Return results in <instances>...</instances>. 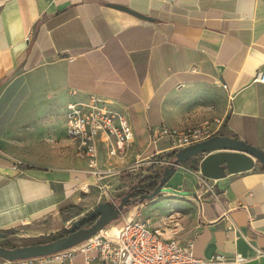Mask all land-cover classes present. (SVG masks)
<instances>
[{
  "label": "crops",
  "instance_id": "crops-1",
  "mask_svg": "<svg viewBox=\"0 0 264 264\" xmlns=\"http://www.w3.org/2000/svg\"><path fill=\"white\" fill-rule=\"evenodd\" d=\"M258 71L264 0H0V232L34 238L71 225L76 216L65 211L86 206L94 188L108 191L151 157L175 153L168 138H153L158 127L209 124L264 151ZM91 98L126 115L134 134L124 158L99 140L100 168L111 171L100 181L66 130L68 105ZM191 161L166 184V199L130 208L117 225L143 218L165 237L193 241L197 258L264 264V167L207 179Z\"/></svg>",
  "mask_w": 264,
  "mask_h": 264
},
{
  "label": "built area",
  "instance_id": "built-area-1",
  "mask_svg": "<svg viewBox=\"0 0 264 264\" xmlns=\"http://www.w3.org/2000/svg\"><path fill=\"white\" fill-rule=\"evenodd\" d=\"M256 79L264 83V72ZM75 92L72 91V94ZM66 130L74 142L77 156L88 163V172L99 181L111 171L100 168L98 142L102 137L111 141L109 154L124 158L133 143V129L128 117L111 111L105 102L91 98L85 103H70L66 112ZM155 140L168 138L173 150L179 151L213 137L215 130L208 125L172 129L165 126L152 131ZM156 156L149 164L167 167L171 161L159 163ZM135 170L134 167L131 171ZM136 171V170H135ZM96 252L99 264H243L246 259L237 255L231 261L225 255L200 259L193 254V241L183 245L177 234L165 237L160 229L143 218H130L121 226L109 225L82 244L50 256L24 260L0 259V264H43L52 259H67L75 254Z\"/></svg>",
  "mask_w": 264,
  "mask_h": 264
},
{
  "label": "water",
  "instance_id": "water-1",
  "mask_svg": "<svg viewBox=\"0 0 264 264\" xmlns=\"http://www.w3.org/2000/svg\"><path fill=\"white\" fill-rule=\"evenodd\" d=\"M113 8L129 13L139 19L153 21L152 18L141 15L127 7L111 5ZM175 159L167 166L159 184L153 191L141 195L139 201H151L165 192V186L173 177L178 167L193 159L199 160L198 168L207 179H220L228 174L249 171L260 164L264 167V151L236 137L215 135L210 139L174 153ZM132 194L121 198L120 203L106 201L99 204L93 211L75 220L66 232L50 242L6 248L0 245V259L24 260L50 256L72 249L89 240L100 231L121 219L126 213V207ZM5 233L0 232V239Z\"/></svg>",
  "mask_w": 264,
  "mask_h": 264
},
{
  "label": "rangeland",
  "instance_id": "rangeland-1",
  "mask_svg": "<svg viewBox=\"0 0 264 264\" xmlns=\"http://www.w3.org/2000/svg\"><path fill=\"white\" fill-rule=\"evenodd\" d=\"M170 155L156 156L155 160L158 161L159 163L169 161V160L171 162H173L170 158ZM188 164H189V161L185 163V165H188ZM164 169H163V166H161V165L149 164L148 166H146L142 170H137L134 172H128L127 174L120 176L118 178L119 180H118L117 186H114L113 188H111L108 191H102V190L98 191L96 188H94L92 201L89 202L83 208H81V214L76 216L73 219L72 223L75 220L79 219L80 217H82V216L86 215L87 213L93 211L99 204H101L103 202L110 201V202H115L116 204H119L121 198L124 197L131 190V188L133 186H135L136 184H138L142 180L147 181V180L153 179L157 176L161 177ZM165 197L166 196L161 194L159 197L155 198L156 200L155 199L154 200L155 201H161V200L166 199ZM154 200H152V202H150V203H153ZM158 203H163V202H158ZM138 205H140V204H138ZM138 205L132 206L131 210H134V208L137 207ZM160 207H161V209L166 207V202H165V205H162ZM142 212L143 211L140 210L139 213H142ZM127 213H125V215ZM146 213L150 214V211L148 210V211H146ZM121 222H122V220H118L116 222H113L111 225H115L118 223L120 224ZM69 227H70V225L65 226V227L63 226V228L61 230L53 233L52 235H56V233L64 231V230L68 229ZM26 235H27V233L21 232L19 235H13V236L8 237L6 239H0V244H4V245L8 244L10 246H23V245L37 244L39 242L41 243V242L48 241L51 239L50 235H43V236L34 237V238L28 237ZM58 236H59V234L56 235V237H58Z\"/></svg>",
  "mask_w": 264,
  "mask_h": 264
},
{
  "label": "trees",
  "instance_id": "trees-1",
  "mask_svg": "<svg viewBox=\"0 0 264 264\" xmlns=\"http://www.w3.org/2000/svg\"><path fill=\"white\" fill-rule=\"evenodd\" d=\"M41 23H42V22H40V23L37 25V27H36V32H37V30H38V28H39V26H40ZM170 158H171V160L173 161V160L175 159L174 154H171V155H170ZM190 162L192 163V161H189V164H191ZM190 168H191L192 170H197V168H198V162H196L195 165L192 166V167H190ZM160 179H161V177H160V176H157V177H155V178H153V179H149V180H147V181L142 180V181H140L138 184H136L135 186H133V187L131 188L130 191L138 192V193L140 194V196H141V195H143V194H145V193H147V192H149V191H153V190L157 187V185L159 184ZM140 196H139V197H140ZM136 200H138V198H137ZM145 202H147V200H145L143 203H145ZM143 203H140L139 201H137V203L134 204V203L131 201V202L127 205V207H126V213L130 210V208H131L132 206H136V205H138V204H143ZM65 212H71V213H72V218H73L74 216H78V215L81 214V209L78 208V207H71L70 209H68V211H65ZM64 218H65V220H69V216H68L67 214H65ZM65 232H66V230L57 233V234H59L58 237H56L57 234H56V235H51V239H50V240H48V241H44V242H41V243L50 242V241H52V240H55V239L61 237ZM3 233H5V238H3V239H6V238H8L9 236H11L12 234H14L15 231H14V230H9V231H3ZM54 236H55V237H54ZM39 243H40V242H39ZM39 243H37V244H39ZM0 245L3 246V247H6V248H15V247H18V246H10V245H8V244H7V245L0 244ZM23 246H25V245H23Z\"/></svg>",
  "mask_w": 264,
  "mask_h": 264
},
{
  "label": "flooded vegetation",
  "instance_id": "flooded-vegetation-1",
  "mask_svg": "<svg viewBox=\"0 0 264 264\" xmlns=\"http://www.w3.org/2000/svg\"><path fill=\"white\" fill-rule=\"evenodd\" d=\"M128 193H131L132 194V196H131V198H130V200H129V203L131 202V201H134V200H136L137 198H139V196H140V194L138 193V192H135V191H129ZM127 193V194H128ZM126 194V195H127Z\"/></svg>",
  "mask_w": 264,
  "mask_h": 264
}]
</instances>
